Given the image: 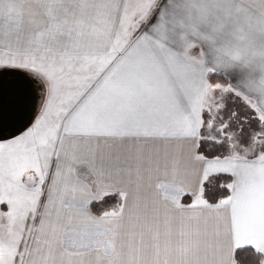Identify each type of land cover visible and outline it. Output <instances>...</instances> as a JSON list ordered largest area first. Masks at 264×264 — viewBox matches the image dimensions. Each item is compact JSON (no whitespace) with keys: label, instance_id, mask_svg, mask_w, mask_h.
<instances>
[{"label":"snow or ice","instance_id":"1","mask_svg":"<svg viewBox=\"0 0 264 264\" xmlns=\"http://www.w3.org/2000/svg\"><path fill=\"white\" fill-rule=\"evenodd\" d=\"M257 42L264 0H0V264H264Z\"/></svg>","mask_w":264,"mask_h":264},{"label":"crops","instance_id":"2","mask_svg":"<svg viewBox=\"0 0 264 264\" xmlns=\"http://www.w3.org/2000/svg\"><path fill=\"white\" fill-rule=\"evenodd\" d=\"M221 52L225 61L236 70V74H242L245 81H255L257 91L264 88V42L255 44L221 46ZM252 242L249 238L241 235L237 243Z\"/></svg>","mask_w":264,"mask_h":264}]
</instances>
